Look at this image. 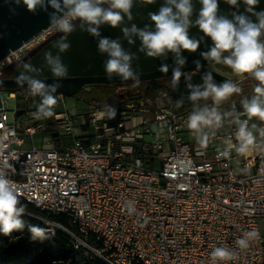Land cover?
<instances>
[{
	"label": "built area",
	"instance_id": "obj_1",
	"mask_svg": "<svg viewBox=\"0 0 264 264\" xmlns=\"http://www.w3.org/2000/svg\"><path fill=\"white\" fill-rule=\"evenodd\" d=\"M56 33L49 25L11 50L0 59V78ZM1 91L0 138L9 146V177L19 196L56 226L65 216L85 241L97 242L107 264H212L210 253L220 246L237 250L224 264H264V153L216 159L234 126L202 149L186 128L191 106L177 111L147 98L127 99L112 105L115 119L101 117L105 104L79 116L54 110L50 120L61 143L45 135L40 146H25L24 134L43 131L45 119L25 111L23 122H30L22 125L16 103H8L15 102V92ZM162 95L169 100L166 90ZM241 97L221 110L234 104L242 112ZM246 166L250 171L242 173ZM128 201L135 212L128 211ZM252 229L259 236L238 250L237 238Z\"/></svg>",
	"mask_w": 264,
	"mask_h": 264
},
{
	"label": "clouds",
	"instance_id": "obj_2",
	"mask_svg": "<svg viewBox=\"0 0 264 264\" xmlns=\"http://www.w3.org/2000/svg\"><path fill=\"white\" fill-rule=\"evenodd\" d=\"M198 2L201 8L195 20L192 19L195 11L193 0H163L158 11L147 13L151 23L138 27L131 23L135 19L132 9L155 4L156 0H147V3L145 0H3L11 16L18 15L17 9L21 6L33 15L41 11L47 13L49 25L62 34L51 45L56 49V54L51 50L45 51L40 67L33 65L31 60L22 61L18 67L16 83L24 88L26 85L29 96L39 97L33 117L42 120L55 115L54 109L59 102L58 89L63 86L62 81L70 77L69 66L63 62L61 55L71 48L69 35L79 29L95 38L98 53L107 56L103 61L106 77L109 80L114 76L121 81L130 80L133 86H138L141 81L139 66L133 67V62L138 61L139 56L125 49L123 41L133 45L138 38L141 42L138 52L146 57L167 59L169 53L173 54L172 87L177 88L181 77H185L189 90L187 100L191 105L185 124L202 149L208 147L221 129L234 126L233 134L223 142L224 147L216 149L217 160H231L233 152L238 156H247L252 151L264 153V10L255 11L259 0H242L246 7L245 12L240 13L241 0H224L237 11L222 15L219 13V0ZM252 16H255V21ZM103 26L120 28L122 37L102 36L100 30ZM192 27H198L204 35L199 38L190 36ZM205 37L211 39L212 46L200 53L204 60L227 66L237 78L243 79L247 74L257 82L253 94L242 96L239 100L242 112L237 111L234 104L221 110L225 102L242 93L236 81L227 79L218 84L209 71L202 76L201 84H193L191 76L182 71L187 63L183 51L195 53ZM193 63L197 69L201 67L199 60ZM2 67L4 64L0 62ZM45 70L52 74L51 84L45 82ZM158 70L167 73L169 66L162 64ZM184 100L181 97L175 106L182 107ZM100 115L115 119L117 109L105 104ZM8 147L0 138V234L11 237L13 232L27 229L33 240L47 239L49 233L45 227L27 223L23 219L27 208L20 201L17 185L9 177V169L13 166L9 163L11 154L6 151ZM240 171L248 173L250 169L246 166ZM127 208L130 213L135 212L132 201L127 202ZM258 236L256 229L243 232L236 240L237 249L246 250ZM236 255L237 250L220 246L213 248L210 258L212 264H224Z\"/></svg>",
	"mask_w": 264,
	"mask_h": 264
},
{
	"label": "water",
	"instance_id": "obj_3",
	"mask_svg": "<svg viewBox=\"0 0 264 264\" xmlns=\"http://www.w3.org/2000/svg\"><path fill=\"white\" fill-rule=\"evenodd\" d=\"M147 3V0H145ZM163 3V0H156L155 4L145 5L143 7L135 6L132 11L135 19L131 23L137 24L138 27H143L145 24H150L147 17L149 11L156 12ZM195 5V11L192 19L195 20L198 15L201 5L198 0H193ZM245 5L242 0L239 6V12H245ZM264 10V0H259L258 6L255 11L259 12ZM52 9L49 8V12ZM237 11V9L228 5L224 0H219V13L222 15H228L229 13ZM18 15L11 16L8 10V6L0 0V59L6 57L11 50H14L21 46L24 42L30 40L34 35L38 34L41 30L49 26V17L45 12H39L37 15L29 13L23 6L17 9ZM251 15L250 13H246ZM231 18V16H229ZM253 21H255V16H252ZM127 23V21H126ZM154 27V26H153ZM101 34L105 37H122V32L120 28H111L109 26H103L101 28ZM190 36H195L197 38L203 36L204 34L199 30L198 27H192L189 30ZM60 33L57 37L44 42L34 50L30 51L26 57L14 64L9 76L0 78V88H15L20 87L16 81L15 77L19 75L18 67L22 61L31 60V63L37 67H40L43 63V53L45 51L51 50L53 54H56V49L52 48L51 45L61 36ZM68 41L71 44V48L66 53L61 54L63 62L69 66L70 77L62 81L63 86L58 89L57 95H63L66 97H71L76 91L81 88L92 84H109V83H123L132 81H121L119 77H113L109 80L103 69V61L107 59L106 55H100L97 50V40L79 29L69 35ZM140 41L137 38L135 44L129 45L126 40L123 41V46L125 49L137 53L139 56L138 61L133 62V67L139 66V71L142 73L140 80H151L163 77L172 76V68L175 66L173 62V54L169 53L167 59L163 58H150L146 57L145 54L139 53L138 49L140 47ZM212 46V41L210 38L205 37L200 47L195 53H190L188 51H183L182 55L187 58V63L183 67L182 71L184 73H202L212 72L213 78L220 83H223L227 79H231L229 76L223 74L211 68L209 65L214 62H208L201 57L200 53L208 51ZM199 60L201 67L196 68L193 61ZM162 64H167L169 70L167 73H163L158 69ZM43 77H46V83L51 84L52 74L45 70L43 72ZM26 87V85H25Z\"/></svg>",
	"mask_w": 264,
	"mask_h": 264
},
{
	"label": "trees",
	"instance_id": "obj_4",
	"mask_svg": "<svg viewBox=\"0 0 264 264\" xmlns=\"http://www.w3.org/2000/svg\"><path fill=\"white\" fill-rule=\"evenodd\" d=\"M11 72V70H10ZM8 72V74H10ZM202 73H191V83L201 84ZM215 80V79H214ZM172 76L163 77L159 80H152V87H160L166 90L169 101L173 109L177 111H185L188 106H191L187 100L188 88L186 87L185 77H181L177 88L172 87ZM216 83H220L215 80ZM26 88V87H25ZM24 87L15 88H0V90L12 91L19 98L31 97L27 94ZM71 97L76 100L85 102L89 107L102 104L116 105L127 99H146L147 93L142 90L139 85L133 86V82L109 83V84H92L89 88H81L76 91ZM184 97V104L177 108L175 102ZM18 113V111H17ZM45 135H50L55 145H59L62 138L55 128L53 122L45 119ZM22 204L26 205L27 210L33 212H41L32 204L26 202L20 197ZM23 219L30 224H43L36 218L25 214ZM63 224H67L68 220L65 216L57 217ZM80 247L75 248L74 242L56 229L53 234H48V238L44 240L31 238V234L25 229L22 232H13L11 237H6L0 234V264H75ZM98 264H107L100 261Z\"/></svg>",
	"mask_w": 264,
	"mask_h": 264
},
{
	"label": "rangeland",
	"instance_id": "obj_5",
	"mask_svg": "<svg viewBox=\"0 0 264 264\" xmlns=\"http://www.w3.org/2000/svg\"><path fill=\"white\" fill-rule=\"evenodd\" d=\"M209 66L229 76L230 78H232V80L236 81L239 84V86L242 88L243 90L242 93L238 95H234L232 98H239L243 95L253 94V89L257 82L247 77V74L245 75V78L240 79V78H237L232 73L231 69L225 65L211 63ZM191 73L193 72H187L186 75L189 76ZM159 79L161 78L151 79V80H142L139 83V87L147 93L148 100L154 102L155 104L159 106L172 107L170 101L162 95L165 90L160 87H156V88L152 87V80H159ZM85 88L88 89L89 86H86ZM1 92L4 95L6 93V90H2ZM58 100L59 102L54 110L68 109L71 112V109L75 108V104H77L79 108L76 107L77 109L75 113L79 116V115H86L89 109V106L85 102L76 100L74 97L63 96L62 99L58 97ZM38 101H39V97L19 98L16 96V93H15V102L13 99H9L8 103L10 107H13L14 103H16L15 108L18 111V113L15 114V118L19 122H21V124L23 125L27 122H30L29 120L23 122L24 112L25 111L35 112L36 111L35 104ZM47 119L50 120V118H47ZM44 136L45 134L43 133V131H37L33 135L24 134V145L28 146L33 143L37 146H40L43 141ZM26 214L36 218L43 225L49 222L48 225H45L46 229L48 230V233L53 234L56 229H59L61 230V232L69 236V238L74 242L75 248L80 247L79 249L80 252L77 255L75 264H98L100 261L105 262L102 255L98 251L97 242L91 239H89L88 241H85L82 238V236L76 232L75 227L70 222H68L67 224H63L60 222V225L56 226L55 223L51 222L52 220L54 221L56 220L53 218H50L45 213L33 212L30 210H27Z\"/></svg>",
	"mask_w": 264,
	"mask_h": 264
},
{
	"label": "crops",
	"instance_id": "obj_6",
	"mask_svg": "<svg viewBox=\"0 0 264 264\" xmlns=\"http://www.w3.org/2000/svg\"><path fill=\"white\" fill-rule=\"evenodd\" d=\"M79 108V106L77 104H75V108L71 109V112H75L77 108ZM29 146V145H28Z\"/></svg>",
	"mask_w": 264,
	"mask_h": 264
},
{
	"label": "flooded vegetation",
	"instance_id": "obj_7",
	"mask_svg": "<svg viewBox=\"0 0 264 264\" xmlns=\"http://www.w3.org/2000/svg\"><path fill=\"white\" fill-rule=\"evenodd\" d=\"M60 33H56L54 36H52L49 40H51V39H53V38H55V37H57L58 35H59ZM48 40V41H49ZM34 50V49H33ZM32 51V50H31ZM29 53V52H28ZM26 57V56H25Z\"/></svg>",
	"mask_w": 264,
	"mask_h": 264
},
{
	"label": "bare ground",
	"instance_id": "obj_8",
	"mask_svg": "<svg viewBox=\"0 0 264 264\" xmlns=\"http://www.w3.org/2000/svg\"><path fill=\"white\" fill-rule=\"evenodd\" d=\"M12 96H13V94L10 95V97H12Z\"/></svg>",
	"mask_w": 264,
	"mask_h": 264
}]
</instances>
